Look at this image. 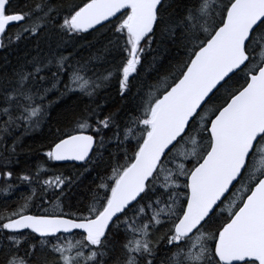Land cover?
Returning a JSON list of instances; mask_svg holds the SVG:
<instances>
[{
    "label": "snow or ice",
    "instance_id": "obj_1",
    "mask_svg": "<svg viewBox=\"0 0 264 264\" xmlns=\"http://www.w3.org/2000/svg\"><path fill=\"white\" fill-rule=\"evenodd\" d=\"M84 34L105 38L102 55L37 49L0 77L2 190L30 189L0 213V264H264V0H0V49L32 37L66 47ZM165 39L184 59L136 87L133 115L107 111L99 91L115 77L127 99ZM109 57L95 75L93 61ZM73 93L84 107L56 127L46 166L14 182L17 146ZM105 163L83 208L65 211L80 176Z\"/></svg>",
    "mask_w": 264,
    "mask_h": 264
},
{
    "label": "trees",
    "instance_id": "obj_2",
    "mask_svg": "<svg viewBox=\"0 0 264 264\" xmlns=\"http://www.w3.org/2000/svg\"><path fill=\"white\" fill-rule=\"evenodd\" d=\"M72 4L79 5L85 2V0H70ZM19 26L11 27L12 34L18 32ZM87 39L81 38L79 41L74 42L66 47H57L55 41L49 43L45 42L44 37L36 40L32 37L27 40H22L18 44H12L7 48L0 50V77L11 76L14 69L19 67L26 59H30L32 55L36 54V50L39 49L40 55L47 57L49 55L63 54L65 56L72 55L74 57H80L87 59L90 56L102 55L98 50L103 47L105 38L97 34L95 36L84 34ZM159 39V37H158ZM156 56V61L153 62L152 57ZM184 59L183 49L173 45L168 40H163L161 44L156 46L152 53L146 54V59L142 61L143 71H141L140 79L135 82L132 88V95L125 94L128 98L124 99L119 94V82L117 78H113L111 82L99 91L96 97L97 101L102 104L107 111L117 112L121 120L127 116L134 114L136 99L133 97L136 93V87L139 86L141 91L146 90L149 84H155L158 77H162L168 73V71L174 66L176 61ZM111 58L107 61L96 62L93 61V68L95 75H102L106 70L113 67L110 62ZM154 66L149 68L148 65ZM93 72H89V75H93ZM78 93H73L61 100L59 103H53L49 109L48 120L38 130L24 136L23 144L17 146L18 162L11 165L13 170V181L15 182L16 175L28 173H34L39 166H46V157L43 152L47 150L48 144L54 139L53 133L59 123H67L69 120H73L79 116L81 109L84 107L82 101L77 100ZM55 94H53V98ZM86 99V98H85ZM74 108V113H69V108ZM67 117L66 119L64 117ZM2 122V121H0ZM20 133L17 132L16 135ZM8 148L11 147L12 138L6 137ZM114 144H109L105 149L104 160L107 162L110 157L108 155V149H114ZM4 151V146L0 145V152ZM122 162V161H121ZM51 163V162H47ZM2 170V169H0ZM66 173L70 172L73 175L76 174L72 168L60 169ZM108 171L107 163L103 167L94 168L88 173H83L76 185L73 186L74 195L71 198H65L62 201L65 211L73 208H83V204L88 197L89 189L94 186V182L97 181V172L106 174ZM5 181L0 183V213H8L14 210L18 203L22 202V198L30 195V189L27 185L21 184L19 187H14L9 194L5 195L2 190V185ZM35 213L37 209H32ZM123 242V237H117L116 249L112 253L114 257H120L122 255L120 250V243ZM164 245L161 244L163 250ZM163 256V251L159 253Z\"/></svg>",
    "mask_w": 264,
    "mask_h": 264
},
{
    "label": "water",
    "instance_id": "obj_3",
    "mask_svg": "<svg viewBox=\"0 0 264 264\" xmlns=\"http://www.w3.org/2000/svg\"><path fill=\"white\" fill-rule=\"evenodd\" d=\"M13 27V26H10V28ZM1 50V49H0ZM2 182V180H0V183Z\"/></svg>",
    "mask_w": 264,
    "mask_h": 264
}]
</instances>
